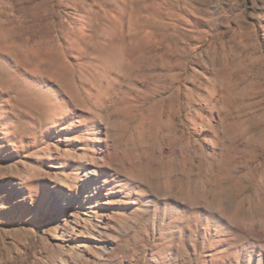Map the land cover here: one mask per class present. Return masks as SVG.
<instances>
[{
    "label": "rangeland",
    "instance_id": "1",
    "mask_svg": "<svg viewBox=\"0 0 264 264\" xmlns=\"http://www.w3.org/2000/svg\"><path fill=\"white\" fill-rule=\"evenodd\" d=\"M0 264H264V0H0Z\"/></svg>",
    "mask_w": 264,
    "mask_h": 264
},
{
    "label": "bare ground",
    "instance_id": "2",
    "mask_svg": "<svg viewBox=\"0 0 264 264\" xmlns=\"http://www.w3.org/2000/svg\"><path fill=\"white\" fill-rule=\"evenodd\" d=\"M96 173H97V170H95V169H93L92 171H90V175H96ZM86 175H88V172L86 173ZM88 177H89V175H88ZM88 177H87V179H90L91 178V177L90 178H88ZM84 186H85V197L87 199L94 198V196H93L94 195V192L96 190H98L99 188L97 186H95L94 184L90 183L89 181H86V183H85Z\"/></svg>",
    "mask_w": 264,
    "mask_h": 264
}]
</instances>
